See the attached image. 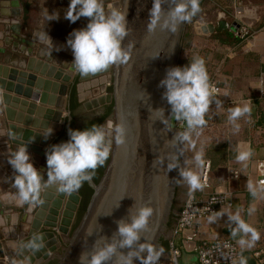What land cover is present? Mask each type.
I'll return each mask as SVG.
<instances>
[{
    "label": "crops",
    "instance_id": "crops-1",
    "mask_svg": "<svg viewBox=\"0 0 264 264\" xmlns=\"http://www.w3.org/2000/svg\"><path fill=\"white\" fill-rule=\"evenodd\" d=\"M11 1L13 0H0V100H2L3 93L9 94L14 101L13 103L19 107H25L26 112L13 110V121H7L5 117L6 108L0 102V170L2 173H5L6 168L11 167L8 164V158L10 153L17 149V146L35 140L39 141L47 135V126L50 128L53 123L50 120H44L45 115L50 114L52 116L51 111H57L53 106L47 105V102L45 103L46 98L50 97V93L53 92L52 86L47 87L45 81L66 83L69 86L68 93L63 98L67 105L61 110L62 120L59 123L57 132L52 131L51 143L52 141L57 143L61 136L66 137L67 132L64 129V124L67 122L68 126L70 116L75 113L69 110L71 81H65L67 78L71 80L68 71L72 67L71 63L73 61L68 55L40 43L36 39L30 56H27L26 49L28 48L15 39L9 38L7 33L13 7L10 3L4 2ZM18 1L22 11L21 26L25 29V34L28 37H35L34 32L36 31L42 34L46 32L53 38L67 42L74 30L84 29L89 23V19L86 18L88 20H85L84 17H81L75 23H71L64 18L70 0ZM216 1L218 0H200V4H202L201 9L204 17L209 19L207 21H215L217 26L219 21H216V14L220 11L226 13L224 8L233 7L235 0L233 2L231 0L230 6L223 7H217ZM237 2L240 3V6L233 7L232 13L236 9L243 11L244 20L251 28L253 27L254 34L250 39L236 44L231 36L228 44H219L209 40L211 35L195 33V38L200 40L198 41L199 44L197 43L200 48L208 46L213 50L221 49L225 55L216 58L218 63L216 64L220 69V74H217L216 80L221 88V93L213 96L214 101L218 100L222 103L220 107H217L215 103L211 105L205 115L206 125L199 130L201 134L197 137L193 133L195 148L198 151H203V159L205 163H209V173L203 191L197 190L192 194L199 198H205L212 193H226L229 195L232 206L219 209V211L223 209L224 216L215 223H210L209 217L199 222V239L206 243L230 239L241 250V258L238 264H241L242 260L244 264H256L252 252L258 247L264 246V189L259 188L257 185V181L264 171V14L262 16L259 14L257 11L258 6L252 7L249 5L251 0H237ZM211 6L217 8L211 10ZM47 11L49 15L58 12L59 19L49 21ZM228 17L226 15L225 22L230 27L232 21H229ZM22 46L23 48H21ZM53 68L54 71L51 72ZM76 75L79 74L75 72L74 78ZM12 76L16 79L13 83L9 79ZM57 77H59V81H57ZM94 80L89 79V82L84 83L78 82L80 88L76 87V97L80 105L94 99V97L87 100L85 98L89 93H94L99 88L100 79L95 80L97 84H94ZM27 81L31 83L29 87L32 93L31 97H34L36 95L35 91L41 88V101L43 103L34 101L32 98H24L22 94L16 95L13 93L12 89L17 83H20L21 91L28 88ZM45 88L48 89V92H45ZM80 96L82 97L81 100L79 99ZM245 104L251 111L236 122L240 126L239 131H236L235 126L228 119L229 109L237 106L243 107ZM9 125L13 126V130L9 129ZM9 133L15 135V140L12 139ZM37 134L38 137H36ZM249 149L252 152L249 160L238 162L236 159L238 152ZM28 153L31 157L30 162L47 179V169H44V167H47L46 157L41 158V154L37 156L30 151ZM202 170L203 167L198 168L196 172L201 176ZM231 173H235L234 176H231ZM248 183H251L257 190L256 196H253L248 189ZM185 191L186 197L190 193L189 188ZM70 197L71 195L57 191L55 187L46 189L41 194L44 203L35 206L31 233L40 234L49 231L56 238L64 235L58 229L63 224V220L68 219L65 213L72 210ZM28 207V205L19 206L15 199L12 200L10 205L5 206V204H2L1 206L0 204V243L3 244L4 254L10 259V262L6 258L0 259V264H11V258L21 260L19 258V255L21 256L19 248L33 236V234L32 236L27 234L29 225L22 223V217L26 215ZM238 211L241 218L259 233V239L251 247L244 246L242 248L238 243L241 236L233 237L231 234L236 226L229 223L227 215L235 214ZM74 219L75 216L71 219V226ZM244 238L250 240V234ZM49 241L51 239L47 238L46 242ZM167 253L168 251H166L164 257L167 256ZM183 253L186 260L193 261V254L188 252V249H185ZM180 262H184L182 255ZM26 263L30 264L25 261Z\"/></svg>",
    "mask_w": 264,
    "mask_h": 264
},
{
    "label": "water",
    "instance_id": "water-1",
    "mask_svg": "<svg viewBox=\"0 0 264 264\" xmlns=\"http://www.w3.org/2000/svg\"><path fill=\"white\" fill-rule=\"evenodd\" d=\"M4 3H10L13 7L10 13V27L7 30L9 38L25 45L28 48L26 49L27 56L31 54L35 39L52 47L46 42V38L44 41L38 38L42 33L34 32L35 37H28L25 34V29L21 26L22 11L18 0ZM108 5L120 10L126 9V21L131 31L122 42V46L127 48L129 44L132 45L130 60L125 65H113L108 70L95 75L86 77L79 75L78 81L84 83L89 79L96 80V78H100L99 83L103 84V94L95 95L94 99L84 103V107L93 110L111 104L112 113L109 120L125 125L127 130L126 143L122 146L113 143L108 162L98 183H94L93 180L91 183L87 182L93 193L80 222L72 231L70 227L71 219L74 218L78 210L80 196L78 191L71 194L72 210L65 213L68 219L63 220V224L58 229L65 236L62 241L64 245L61 246L60 241L53 233L49 231L40 233L44 238L45 247L35 254L25 252L23 256L19 255L20 259H23L24 256L28 257L26 261L30 264L39 261L47 262L53 259L56 256L54 255L55 252L59 249L62 252L56 256L57 264H80L81 255L83 253L90 254L96 242L100 241L102 237L109 238V242H111V238L117 232L116 222L121 219L128 221L129 210L133 207L139 208L147 205L154 209L153 216L149 220V228L141 233L139 243L149 242L158 248L159 240L168 228L178 170L167 171L168 161L166 157L169 152L175 153L177 151L176 147L168 146V141L172 140L174 135L180 131L172 125L171 108L167 101L162 98L165 89L159 87V83L165 78L167 70L176 67L178 64L186 23L180 24L175 33L162 30L159 26L154 32H148L146 25L149 22L153 0H121ZM162 7L163 20L167 16L170 5L165 3ZM225 19L226 13L218 12L216 14V21H219L217 26L215 23L213 25H202L196 33L214 35L238 27L235 22L228 27ZM51 40L53 49H59L58 51L74 59L67 42L53 37H51ZM23 52L25 53V51ZM53 71L54 68L51 69V72ZM68 72L71 80L67 78L65 81L72 82L75 71L71 67ZM9 79L12 83L16 81L14 76ZM95 80L94 84H97ZM57 81H59V77H57ZM45 84L47 87L52 86L53 88V92L50 93V97L46 98L45 103L47 102V105L53 106L57 111H51L52 116L50 114L45 115L44 120L52 121L50 128L57 132L59 123L62 120L61 110L67 105L63 98L67 95L69 86L66 83H51L50 81H45ZM107 85H111L110 93L105 91ZM27 86L28 88L21 91V85L17 83L15 87L13 85V93L16 95L22 94L24 98H32L34 101L43 103L41 101V88L35 91L36 95L34 97H31L30 81H27ZM77 88H80L79 84H77ZM45 89V92H48V89ZM11 98L9 94H2V103L6 108L5 117L7 121L12 122L13 110L26 112V109L13 103L14 101ZM79 99L81 100L82 97L80 96ZM158 109L164 110V117L156 112ZM163 118L168 119L167 126L161 121ZM47 128L49 127L47 126ZM9 129L13 130V126L9 125ZM51 136L47 138L40 137L39 141L35 140L24 144H27L28 151L37 156L41 154V158H43L46 157V151L52 145L61 144L70 139L68 135L66 137L61 136L57 143L52 141V144ZM36 137H38V134ZM159 157H165L163 165L157 161ZM44 169L46 170L47 167H44ZM5 172L8 175L0 173V186L3 185L7 191L14 194L16 190L11 187L10 180L13 169L11 167L6 168ZM7 196L6 191L0 189L1 206L2 204L10 205L12 203L14 197L8 199ZM34 211L35 207H28L26 215L22 217V223L29 225L27 231L29 236L33 234L31 233V225L34 220ZM47 238L51 241L46 242ZM115 238L118 240L119 236L117 235ZM174 242L176 246H180L181 237L176 236ZM127 251L128 249H118V253L124 252L126 254ZM4 255L3 245L0 243V259ZM144 255L146 256V253ZM192 257L194 258L193 261L186 260L183 253V263H196V255H192ZM115 261L116 257L114 256L109 264H115ZM133 264H140V261L134 259Z\"/></svg>",
    "mask_w": 264,
    "mask_h": 264
},
{
    "label": "clouds",
    "instance_id": "clouds-1",
    "mask_svg": "<svg viewBox=\"0 0 264 264\" xmlns=\"http://www.w3.org/2000/svg\"><path fill=\"white\" fill-rule=\"evenodd\" d=\"M165 3H169L170 7L167 16L162 20V5ZM200 12V0H153L146 28L148 32H154L159 26L162 30L175 33L180 24L192 22ZM81 17L89 19L86 28L74 30L70 34L71 38L67 40L74 56L71 65L76 73L86 77L104 72L113 65H125L129 62L132 45L129 44L127 48L122 46V42L131 31L126 21V9L120 10L112 5L106 8L104 0H70L64 18L75 23ZM48 18L49 21L58 20L59 13L51 15L48 13ZM38 38L41 41L46 38V42L53 47L51 37L46 32L40 34ZM159 87L165 89L162 98L170 105V117L186 124L184 131L177 132L173 139L168 141V146L176 147L177 151L168 153L167 171L178 170L180 179L176 181L177 184L187 185L190 193L203 191L206 183L202 182L199 173L191 167V165L197 168L204 166L203 151H195L193 157L185 159L183 164L180 162V157L185 151L195 149L193 133L197 137L201 134L199 130L206 125L205 115L211 105L215 103L220 107L222 102L213 100L218 89L210 83L205 61L202 58H194L184 67L169 68ZM250 111L247 104L229 109L228 119L233 123L236 131H239L240 127L236 122ZM156 112L164 117L163 109H158ZM161 121L167 126L168 119L163 118ZM52 131L48 128L44 137H49ZM9 135L15 140L13 133ZM68 135L70 139L67 142L52 145L46 151L47 179L30 162L27 144L17 146V149L10 153L8 164L13 169V175L10 177L11 187L16 190L12 195L19 206L42 205L44 201L41 194L50 187L71 195L77 192L84 182L91 183L95 170L107 162L113 143L117 146L126 143L127 130L123 123L108 120L103 124H93L83 131L69 129ZM251 155L250 149L242 150L238 152L236 159L238 162H245ZM157 161L163 165L165 157H159ZM247 187L253 196L257 195V190L251 183H248ZM153 213L154 209L147 205L130 209L128 221L121 219L116 222L117 232L111 238V242L109 238L102 237L96 242L90 254L81 255L80 264H109L114 256L115 264H133L134 259L139 260L140 264H159L164 249L162 247L157 249L149 242L139 243L141 233L149 228V220ZM224 215L223 209L213 212L209 216V222L215 223ZM227 216L229 223L236 226L232 230V236H241L238 243L242 248L251 247L259 239L257 230L241 218L239 211ZM249 234L251 239H245L244 237ZM117 235L118 240L115 238ZM44 247L43 236L38 233L33 234L26 244L21 245L20 254L21 256L25 252L35 254ZM118 249H128V251L126 254L118 253ZM27 259L26 256L19 261L11 258V264H25ZM241 264H244L243 260Z\"/></svg>",
    "mask_w": 264,
    "mask_h": 264
},
{
    "label": "built area",
    "instance_id": "built-area-1",
    "mask_svg": "<svg viewBox=\"0 0 264 264\" xmlns=\"http://www.w3.org/2000/svg\"><path fill=\"white\" fill-rule=\"evenodd\" d=\"M233 22L238 25L233 30L229 29V33L234 38L246 41L253 36L254 33L251 30V26L244 20L242 10L236 9L234 11ZM213 24V22H204L202 18H198L193 22V29L194 32H197L202 25ZM210 83L218 89L214 96L219 95L220 87L214 81H210ZM172 124L180 132L186 129V124L177 122L174 118H172ZM208 173L209 163H204L201 175L202 182H207ZM234 174L231 173V176H234ZM257 185L259 188L264 189V171L261 173ZM225 206H232V201L226 193H212L205 198H199L192 193L187 194L178 213L176 223L171 229V235L167 240L169 243L167 256L161 258L159 264H238L241 258V250L230 239H221L212 243H206L199 239V222ZM176 236L181 237L180 246L175 245L174 238ZM185 249L196 255V263L180 262L182 252ZM252 256L257 261V264H264V246L255 249L252 252Z\"/></svg>",
    "mask_w": 264,
    "mask_h": 264
},
{
    "label": "rangeland",
    "instance_id": "rangeland-1",
    "mask_svg": "<svg viewBox=\"0 0 264 264\" xmlns=\"http://www.w3.org/2000/svg\"><path fill=\"white\" fill-rule=\"evenodd\" d=\"M115 1L120 2L121 0H104L105 7H107V4L114 3ZM233 1L234 0H232V2ZM230 2H231V0H218L215 3L217 5V7H223V6H228V5L230 6ZM201 5L202 4H200V6ZM249 5H251L252 7L258 6L259 8L257 9V11L259 12V14L261 16H262V14H264V9H263V7H264L263 6L264 5V0H251V2H250ZM239 6H240V3L238 4L237 0H235L233 7L234 8H237ZM217 7H214V6L212 7L211 6V10H215ZM233 7L224 8L226 10V15L229 16L228 17L229 21H232V22H233V14H234V12L232 13V11L234 10ZM220 12H222V11H220ZM202 15H203V11L201 9V12L197 14V18L196 19L202 18L204 20V22H210V21H207V20H209L207 17H204V16L202 17ZM85 20H88V19L85 18ZM194 21H192L190 23H186V25H185L184 33H183V38H182V42H181V48H180V51H179V60H180V57L183 54H188L189 53L191 56L197 57V54L199 52V50H191V51L187 52V44L189 42L188 41L189 40L188 37H193L192 38L193 44L196 47L197 46L199 47L198 41H200V40H198L197 38H195V33L196 32H194V29H193V22ZM213 23H215V21ZM252 29H253V27L251 28V30ZM238 41H241V40L238 39ZM184 51H186V53H184ZM201 51H202V54H203L201 56V58L205 61V67H206L207 72H208V75H209V80L216 82L217 85L219 86V83L216 80V77H217V74L218 75L220 74V71H219L220 69H219V67L217 65L218 63H217V59L216 58H218V57H220V58L221 57H224L225 53L221 49H218V50L214 49L213 50V49H211V47L209 48L208 46L203 47L202 49H200V54H201ZM210 53H212V54H210ZM68 57H70V56H68ZM70 59L72 61L74 60L72 57H70ZM179 60H178V62H179ZM105 76H102V77H105ZM99 79H100L99 77L96 78V80H99ZM87 82H89V81H87ZM102 87H103V84L100 83L99 84V88L96 89L94 93H89L87 96H85L86 100L89 99V98H91V97H94L95 98L96 97L95 95H97V96L102 95L103 94L102 93ZM105 88H106L105 89L106 93H110L111 92V85H107ZM220 93H221V88H220ZM84 103H86V102H84ZM84 103H81V105L74 111L75 112L74 115H71L70 116V122L72 120H74L77 127H81V126L87 124L91 120L100 117L105 112V108H104L105 105L104 106H101V107H99L97 109L88 110V109H86L84 107ZM109 118L110 117H108L103 123H106L109 120ZM173 127H174V125H173ZM67 130H68V127L66 129V132H67ZM66 134L68 135V133H66ZM195 151H198V149L195 148L194 150L189 149V150L185 151L184 152V155L182 157H180L181 164H183V161L185 159H191L193 157V155L195 154ZM191 167L193 168L194 171L198 170V168L195 165H191ZM0 173H2V172H0ZM4 174L5 175H8L6 172ZM178 179H180L179 172H178V176H177V180ZM177 185L179 186V191H178V193L175 192V194H174L173 205H172V208H171L172 209V213H176V211L178 212V210L182 207V204L183 203L181 204V202L184 201V199H185L184 197H185V194H186V191L185 190H187V188H188V186L185 185V184H177ZM0 189H4L6 191V193L8 194L7 197H9L8 199H12V197H13L12 193L10 191H7L4 188L3 185L0 186ZM5 206H7V205H5ZM172 213H171L170 217L173 216ZM76 216H77V212H76V215H75L74 222H73V224L71 226V231L74 228V225H75V222H76ZM170 235H171V229L168 227L167 230L165 231V233L161 236V238L168 239L170 237ZM62 236L61 237L60 236L57 237L58 238V241H60V243H61V246L64 245V243L62 241L65 239V236L64 235H62ZM161 238L159 240V246H158L157 249H159V248L162 247V245L160 243L161 242ZM61 252H62L61 249H59V250H57L55 252L54 255L57 256L58 254H61ZM165 254H166V250L164 249V252H163V255H162L161 258H163ZM56 256H54L53 259H51V260H49L47 262L39 261V262H36L35 264H57V258H56Z\"/></svg>",
    "mask_w": 264,
    "mask_h": 264
},
{
    "label": "trees",
    "instance_id": "trees-1",
    "mask_svg": "<svg viewBox=\"0 0 264 264\" xmlns=\"http://www.w3.org/2000/svg\"><path fill=\"white\" fill-rule=\"evenodd\" d=\"M196 18H197V15L193 18L192 21L196 20ZM231 36L232 35L228 32V30H225V31H223L221 33H217V34L211 35L209 37V40L211 42L212 41L218 42L219 44H228ZM192 38L193 37H188V39H189L188 41L189 42L187 44V52H189L191 50H199V52L197 54V57H193L189 53L188 54H183L180 57V60H179L177 66L184 67V66L188 65L189 63H191L194 58H201V56L203 55L202 51H201V54H200V49H202V48H200L198 46L196 47L193 44ZM232 38H233L232 40H234V42L236 44H238L240 42V41H238V39L234 38L233 36H232ZM184 53H186V51H184ZM78 77H79V75H76V77L74 78V80L70 84L69 110L72 113L80 106V104L77 102V97H76V95H77L76 87H77V84L79 82L78 81ZM104 108H105L104 114H102L98 118H95V119L91 120L87 124H85V125H83L81 127H77L75 121L72 120L68 124V126H67V122H65L64 129L66 130L67 127H68V130H67V133H68L69 129L83 131L86 128L91 127L93 124H102L108 117H110V115L112 113V105L111 104L110 105H105ZM107 162H108V160H107ZM107 162L105 163L104 166L99 167L98 169L95 170V175L93 176V179H92L94 183H98V181H99L100 177L102 176V173H103V171H104V169L106 167ZM78 193H79V196H80V203H79V206H78V211H77L76 222H75L74 228L80 222V220H81V218H82V216H83V214H84V212H85V210L87 208V205H88V202H89V200L91 198L93 190L88 185V183L86 181V182L83 183L82 187L78 190ZM169 224H171V223H168V225ZM163 246H164L165 250L168 251V249H169L168 241L163 242ZM256 264H257V261H256Z\"/></svg>",
    "mask_w": 264,
    "mask_h": 264
},
{
    "label": "flooded vegetation",
    "instance_id": "flooded-vegetation-1",
    "mask_svg": "<svg viewBox=\"0 0 264 264\" xmlns=\"http://www.w3.org/2000/svg\"><path fill=\"white\" fill-rule=\"evenodd\" d=\"M178 191H179V186L176 185L175 192L178 193ZM174 194H175V193H174ZM179 211H180V209L178 210V212L176 211V213H172L173 216H171L170 219H169V221H168V223H171V224L168 225V227H169L170 229H172L173 226L175 225L176 220H177V217H178V213H179ZM167 240H168V239H165V238L163 239V238H161V242H160V243H161L163 249H165L164 246H163V242H165V241H167Z\"/></svg>",
    "mask_w": 264,
    "mask_h": 264
},
{
    "label": "bare ground",
    "instance_id": "bare-ground-1",
    "mask_svg": "<svg viewBox=\"0 0 264 264\" xmlns=\"http://www.w3.org/2000/svg\"><path fill=\"white\" fill-rule=\"evenodd\" d=\"M3 245V244H2ZM3 258H6L7 260H8V262H10V259L8 258V256L7 255H4V257ZM2 258V259H3Z\"/></svg>",
    "mask_w": 264,
    "mask_h": 264
}]
</instances>
